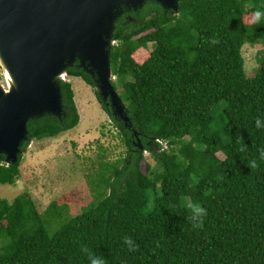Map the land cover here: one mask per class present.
<instances>
[{
	"label": "trees",
	"instance_id": "trees-1",
	"mask_svg": "<svg viewBox=\"0 0 264 264\" xmlns=\"http://www.w3.org/2000/svg\"><path fill=\"white\" fill-rule=\"evenodd\" d=\"M256 10L264 0H180L177 13L150 0L126 10L116 22L112 83L132 128L103 107L124 135L127 156L106 164L108 190L59 226L52 221L82 200L76 192L46 214L28 192L14 202L0 196V264H91L90 255L105 264H264V129L255 127L264 119V55L251 75L243 55L246 44L264 45ZM68 71L95 87L81 67ZM62 93V117L32 119L30 137L78 126L72 82H62ZM23 156L17 163L0 157L1 184L21 179ZM189 200L207 210L200 228L192 226Z\"/></svg>",
	"mask_w": 264,
	"mask_h": 264
},
{
	"label": "water",
	"instance_id": "water-1",
	"mask_svg": "<svg viewBox=\"0 0 264 264\" xmlns=\"http://www.w3.org/2000/svg\"><path fill=\"white\" fill-rule=\"evenodd\" d=\"M150 0H0V157L17 163L28 124L46 115L62 117V82L81 67L95 82L115 118L132 128L127 105L112 83L116 22ZM180 12V0H151ZM73 77V76H71ZM136 135L137 131L133 130ZM139 146L145 150L142 144Z\"/></svg>",
	"mask_w": 264,
	"mask_h": 264
},
{
	"label": "rangeland",
	"instance_id": "rangeland-1",
	"mask_svg": "<svg viewBox=\"0 0 264 264\" xmlns=\"http://www.w3.org/2000/svg\"><path fill=\"white\" fill-rule=\"evenodd\" d=\"M243 55L246 71L251 75L259 68L264 45L246 44ZM1 80L5 81V75L0 60ZM69 80L81 116L78 126L58 137L30 142L23 156L21 179L15 185L0 183L2 198L14 202L19 195L28 192L42 214H46L52 203L63 195L76 192L82 200L70 202L65 217L52 221L58 226L97 200L101 190H108L102 181V174L111 175L112 170H108L106 164L120 165L127 156L124 135L103 108L96 88L80 77L70 76ZM142 164L144 166L145 163ZM56 229L49 227L51 234Z\"/></svg>",
	"mask_w": 264,
	"mask_h": 264
},
{
	"label": "clouds",
	"instance_id": "clouds-1",
	"mask_svg": "<svg viewBox=\"0 0 264 264\" xmlns=\"http://www.w3.org/2000/svg\"><path fill=\"white\" fill-rule=\"evenodd\" d=\"M254 23H264V10H256L253 15ZM212 43H217V41L213 40ZM255 127L257 129H264V119L257 118L255 120ZM245 146L241 148V151L245 150ZM259 157L260 159H264V148L259 149ZM252 167H256V162H252ZM186 209L189 211V218L192 222V226L194 228H200L203 226L204 219L207 216L206 208L197 201L189 200L186 205ZM125 243L129 245L131 248L133 246L131 239L125 238ZM87 251V249H85ZM91 264H105V261L101 257H97L95 255L89 256Z\"/></svg>",
	"mask_w": 264,
	"mask_h": 264
},
{
	"label": "flooded vegetation",
	"instance_id": "flooded-vegetation-1",
	"mask_svg": "<svg viewBox=\"0 0 264 264\" xmlns=\"http://www.w3.org/2000/svg\"><path fill=\"white\" fill-rule=\"evenodd\" d=\"M96 93H97V92H96ZM98 95H99V94H98ZM98 95H97V96H98ZM100 101H101V100H100ZM101 103H102V106H103V101H101ZM105 103H108V102H105ZM103 108H104V107H103Z\"/></svg>",
	"mask_w": 264,
	"mask_h": 264
}]
</instances>
